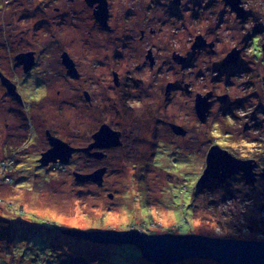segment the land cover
<instances>
[{"label":"rangeland","instance_id":"rangeland-1","mask_svg":"<svg viewBox=\"0 0 264 264\" xmlns=\"http://www.w3.org/2000/svg\"><path fill=\"white\" fill-rule=\"evenodd\" d=\"M106 1L108 25L97 20L86 0H0V67L21 86L23 100L11 99L0 78V144L14 142L10 131L23 126L26 137L17 147L26 144L32 154L31 162L18 161L17 148L0 149V221H10L0 226V264H153L140 260V250L131 244L114 248L77 241L78 236L62 231L66 229L264 241V0H243L251 16L244 23L228 16V32L226 25L214 31L222 14L219 3L212 14L208 10L206 17L194 19L173 9L169 0ZM188 1L193 13L207 4L196 0L198 8ZM203 36L215 42L214 52L191 50ZM233 46L240 47V65L222 70L220 62ZM25 51L36 62L28 81L24 65L12 69L13 60ZM150 53L156 61L152 68ZM64 55L81 77L67 76ZM183 56L188 64L178 65ZM160 77L162 92L154 82ZM170 80L181 81L182 88L188 84L191 94L183 88L166 96ZM211 89L228 92L229 106L215 104L209 123L202 125L193 100L195 93ZM140 102L145 115L136 110ZM5 122L11 123L9 131ZM104 123L121 133V145L106 148L110 150L100 159L92 153L98 147L93 135ZM169 123L188 134L184 130L177 138ZM73 127L79 135L72 134ZM50 137L83 154L73 152L66 164L58 160L41 166L40 152L53 149L46 144ZM216 145L238 159L260 161L254 184L240 171L225 183L212 179L197 186ZM101 168H107L102 185L75 177ZM195 259L185 264H199Z\"/></svg>","mask_w":264,"mask_h":264},{"label":"water","instance_id":"water-1","mask_svg":"<svg viewBox=\"0 0 264 264\" xmlns=\"http://www.w3.org/2000/svg\"><path fill=\"white\" fill-rule=\"evenodd\" d=\"M89 6L96 7L94 15L101 24L107 25L108 6L106 0H86ZM231 10L237 13L239 18L245 19L247 11L241 6L240 0H226ZM231 58L238 59L239 51L233 50ZM63 60L69 68H73V62L68 55L63 56ZM183 63L182 60H179ZM16 63L25 66V71L30 70L34 65L33 53H24L16 57ZM0 78L7 85L8 80L0 74ZM8 86V85H7ZM10 94L12 89L9 88ZM210 95L202 98L198 96L196 99V112L201 122L205 120V114L208 110ZM172 130L176 134H185L181 126L171 124ZM246 128V127H245ZM96 139L95 146L100 148L119 147L120 134L112 130L108 125H102L99 131L93 135ZM50 144L53 149L48 153H44L40 162L43 165L50 163H68V159L76 150L68 144L60 141L57 138L50 137ZM91 145L89 147L92 148ZM88 149V150H89ZM88 152L87 149H85ZM51 153V157L48 154ZM256 164H252V160H241L234 157L228 151L223 150L220 146H213L206 157V168L203 175L200 177L197 186L204 185L214 179L221 183L227 182L235 174L240 171L245 178L254 184ZM107 168H101L96 172L87 175L75 174L78 181H92L98 185L104 182V174ZM67 233L66 230H62ZM72 235L78 236L90 241H96L107 244H131L138 247L146 260L157 264H173L184 259L193 258H209L216 261L218 264H264V241H249L242 239H221L201 236L197 234H158L149 235L136 229L127 231L117 230H100V231H83L73 230Z\"/></svg>","mask_w":264,"mask_h":264},{"label":"flooded vegetation","instance_id":"flooded-vegetation-1","mask_svg":"<svg viewBox=\"0 0 264 264\" xmlns=\"http://www.w3.org/2000/svg\"><path fill=\"white\" fill-rule=\"evenodd\" d=\"M241 1V6L247 11V14H246V16H245V19L247 18V17H249V16H251V11H250V9H247L246 8V6L244 5V3H243V0H240ZM169 2L171 3V5L173 6V9L175 8H178V9H181V10H183V12L184 13H186V14H189L190 15V13H191V15L192 16H194L193 18L194 19H197V18H200L201 16H205L206 15V12L209 10L210 11V13L212 14V10H211V8L212 7H214V6H216L218 3H219V5L221 6V8H222V14H221V16L219 17V20H218V27H216V29H214V31H219L220 30V28L223 26V25H226V29H225V31L227 30V32L230 30V29H232L228 24H227V22H230L229 21V19H227L228 18V16H230V17H232L233 18V21H234V23H240V21H242V20H245V19H242V18H239L238 16H237V13L236 12H234V11H232L231 10V8H230V6H228L227 5V3H226V0H207V4H206V6L204 7V8H202V6H201V8L200 9H198L197 10V12L196 13H193L192 12V8H191V6L188 4L189 3V1L187 2V0H169ZM99 3H95L94 4V6H90L91 7V9L93 10H95V8L97 7V5H98ZM191 4L193 5V6H195V7H197L198 6V8H199V6H200V2H198V1H196V0H192L191 1ZM107 6H108V10H109V4H108V2H107ZM156 7H160V6H156ZM130 12L132 13V12H134V11H131V9H130ZM209 16H210V14H209ZM157 17H159V16H157ZM206 17V16H205ZM224 17L227 19V21L224 19ZM160 18H161V16H160ZM183 17L182 16H177V19L178 20H181ZM108 19H109V16H108ZM161 20V19H160ZM184 20L186 21V19L184 18ZM226 21V22H225ZM236 21V22H235ZM241 23H244L243 21L241 22ZM107 25H108V23H107ZM155 29L154 28H152L151 29V33L152 34H154L155 33ZM139 37H140V41H144L145 40V31L143 30V29H141V31H140V33H139ZM205 36H203V37H197L195 40H194V42H193V44H192V46H191V50L192 51H197V50H206L207 48L208 49H210V51L211 52H214L215 51V42H210V41H208L207 40V38L205 39L204 38ZM128 38V37H127ZM207 40V41H206ZM233 50H238L239 51V56H238V59H236V60H234V58H231V56H230V53L233 51ZM26 52H30V51H25V52H20V53H22V54H24V53H26ZM134 52V51H133ZM240 54H241V51H240V47H236V46H233L232 47V49L227 53V55L222 59V61L220 62L221 63V69L222 70H228L230 67H234V66H236V65H240ZM153 55L150 53L149 54V57H147V59H149V61H150V67L152 68V67H154V61H155V59H154V57H152ZM15 57V56H14ZM176 60H178L177 58H175ZM182 61H183V63H178V65H187L188 64V59L186 58V56H183V58L181 59ZM14 62H15V67H14V63H13V70H15V68L16 69H19V68H23L22 67V65H24L23 63L21 64V65H18L17 63H16V59L15 60H13ZM156 62V61H155ZM35 59H34V65H33V67L30 69V70H28L27 71V73L25 72L24 73V75H23V77L25 78V80L26 81H28V80H30V77L28 76V73H30L31 71H32V69H34L35 68ZM1 68V71H0V74H2L3 76H4V73L5 74H7L5 77H6V79L8 80V82L9 83H7V85L8 86H10L9 88L10 89H12L11 91H12V93L10 94V92H9V89H8V86L6 85V84H4V83H2L1 84V86L5 89V91H7L8 90V93H7V95L11 98V99H13L15 102H17V103H21V102H23V100H22V93H21V86L16 82V80L15 79H13V76H12V74H10L9 75V73H7V71H5L4 69H3V67H0ZM138 70H139V67H138ZM4 72V73H3ZM234 72H236V71H234ZM234 72H231L230 74H235ZM117 75V73H114V77H115V82H116V86L117 87H119V84H121L120 82L118 83V80H119V77H118V75ZM67 76L68 77H70V78H79V77H81V75H80V73H79V71H78V69H77V67H76V64H75V62L73 61V68H69V70H68V72H67ZM16 82V83H15ZM154 82H157V89L159 88V90H160V92H162L163 91V83L165 82L164 80H163V78H156L155 80H154ZM181 81H178V83L177 82H175V81H168L167 82V84H170V85H168V87H167V91H165L166 93H165V95L167 96V95H171V93L173 94V93H175V92H178V93H180V92H182L183 90V88H185V89H187V93L188 94H191V92H190V89H189V86H188V84H183V88L181 87V84H179ZM142 86L143 87H145L144 86V84H142ZM7 88V89H6ZM145 88H147V89H149V88H152V86L151 87H145ZM143 90L145 91V89L143 88ZM189 91V92H188ZM126 93H129V92H126ZM129 97H132L131 95H129V94H127ZM208 95H210V97H209V99H208V103H209V107H208V110H207V112H206V114H205V120H204V122H201L200 121V119H199V117H198V114H197V112H196V109H195V106H196V99H197V97L198 96H201L202 98H204L205 96H208ZM229 96H230V94L228 93V92H226V91H224V92H222V93H219V94H217V93H214L213 92V90L211 89V91H209V93L207 92V93H195V100H193V106H194V111H195V114H196V118H197V120H198V122L199 123H201L202 125H207L208 123H209V117H210V115L212 114V107L215 105V104H220L221 106H223V105H226V106H223V108H228V106L229 105H227L228 104V101H229ZM138 97L141 99L142 98V96L141 95H138ZM86 98H87V101L89 102V104H93V102L91 101V97H90V94L88 93V92H86ZM133 101H135V102H139L138 100H133ZM92 102V103H91ZM130 103H132V101H129ZM137 104V103H136ZM140 108L139 109H137L136 108V110L137 111H140V113L141 112H143V115H145V112H144V107H143V102H140ZM237 106V105H236ZM151 112H153V111H151ZM9 113H11V115L13 116L14 115V119L16 118V116H17V114H15L13 111H10ZM132 114H134V111L133 110H130L129 112H128V115L132 118ZM18 115L20 116V111L18 112ZM141 115V114H140ZM142 115V116H143ZM144 117H146V116H144ZM149 117L147 116V119H148ZM239 118V117H238ZM237 118V119H238ZM9 120L10 119H13L12 117H10V118H8ZM151 120V119H150ZM8 122H5V124H7ZM5 124H4V127H8V126H10L11 125V123L10 124H7L6 126H5ZM19 125L17 126V128L20 126V124L21 123H18ZM104 124H106L107 125V123H104ZM171 124L172 123H169V129L173 132V134L175 135V136H177V138H179V137H181L180 135L181 134H176L173 130H172V128H171ZM108 126L111 128V126L108 124ZM23 129H25L23 126L21 127V129H19V130H14V132H12V131H10L11 132V135L13 136L14 135V137H13V139H15V136H16V140L14 141V142H8L7 143V139L6 140H4L3 142H1V144H0V149H1V151L2 152H4L5 151V149H16L17 148V153L16 154H14V155H16L17 156V160L18 161H29V159H31L32 158V154L30 153V150H28V148L29 147H27L26 148V144H25V146L24 147H17V145H21L22 144V142H23V139L26 137V132L23 130ZM72 129V134H74L75 136H77V135H79L80 134V129H78L77 127H73V128H71ZM100 129V128H99ZM7 130H8V128H7ZM6 130V131H7ZM48 129H46V134L47 135H52V136H54V137H56L57 136V138H58V135L56 134V133H53L52 131H50V130H48ZM114 130V129H113ZM184 130H186V129H184ZM9 131V130H8ZM116 131V130H115ZM9 132V133H10ZM186 135L188 134V131L186 130ZM168 133H170V131L168 130V132L166 133H163V134H167L168 135ZM121 134V133H120ZM185 135V136H186ZM3 137V136H2ZM68 141H69V138L67 139ZM161 139H158L155 143H157V142H159ZM47 143L46 144H48V145H50V140L48 139L47 141H46ZM68 143V142H67ZM68 144H70V143H68ZM47 145V146H48ZM218 146V145H217ZM49 149V147H47L46 148V150H48ZM111 149V148H110ZM109 149V150H110ZM93 150V156H95V157H97V158H100V159H102V158H105L106 157V154H105V151H109L108 149H104V148H100V147H97V148H94V149H92ZM224 150V149H223ZM26 151H28L27 153H26ZM26 153V154H25ZM43 153H45V152H43V151H41L40 152V155H42ZM78 153H80V154H83V152L81 153V152H75V154H78ZM29 154H31V155H29ZM74 154V155H75ZM231 154V153H230ZM27 155H29V156H27ZM145 155V154H144ZM143 155V156H144ZM253 159V158H252ZM252 159H250V158H248L247 160H252ZM37 159H35V161H36ZM255 162H256V169L254 170V172L256 173V175L257 176H260V172H261V169L260 168H262V166H261V164H260V161L258 162L257 160H254ZM29 162H31V161H29ZM53 164H56V163H53ZM40 166V165H39ZM41 166H43V164L41 165ZM240 175L242 176L243 174H241L240 173Z\"/></svg>","mask_w":264,"mask_h":264},{"label":"trees","instance_id":"trees-1","mask_svg":"<svg viewBox=\"0 0 264 264\" xmlns=\"http://www.w3.org/2000/svg\"><path fill=\"white\" fill-rule=\"evenodd\" d=\"M2 221V220H1ZM0 221V222H1ZM9 222L10 221H2V223H0V226H3V223L4 224H6V225H8L9 224ZM2 224V225H1ZM3 229H2V227H1V230H0V237L4 234L3 233V231H2ZM73 230H79V229H67V233L70 235V236H72V238H74L73 237V235H72V231ZM84 231V230H83ZM86 231H92V230H86ZM6 233V232H5ZM52 234V233H51ZM183 235V234H182ZM225 239V238H224ZM75 240H77V241H82V240H87V239H83V238H80V237H75ZM113 246H114V248L117 246V247H119V246H121L120 244H112ZM122 245H124V244H122ZM130 246V244H127V246ZM131 247L132 248H135L136 249V246H134V245H131ZM139 249V248H138ZM138 249H137V251H138ZM140 250V249H139ZM114 252V251H113ZM140 252H141V250H140ZM113 254V253H112ZM141 254H142V252H141ZM138 257H139V259L140 260H145L146 261V259H145V257L143 256V254L142 255H138ZM41 258H43V257H38V259H41ZM148 261V260H147ZM188 261H190L189 259H184V260H182V261H180L179 263H182V264H185V263H187ZM194 261H197L199 264H217V262L216 261H214L213 259H209V258H199V259H195V260H193L192 262H194ZM149 263V262H148ZM104 264V263H103ZM154 264V263H153ZM155 264H157V263H155ZM173 264H175V263H173Z\"/></svg>","mask_w":264,"mask_h":264},{"label":"bare ground","instance_id":"bare-ground-1","mask_svg":"<svg viewBox=\"0 0 264 264\" xmlns=\"http://www.w3.org/2000/svg\"><path fill=\"white\" fill-rule=\"evenodd\" d=\"M57 163V162H56Z\"/></svg>","mask_w":264,"mask_h":264}]
</instances>
